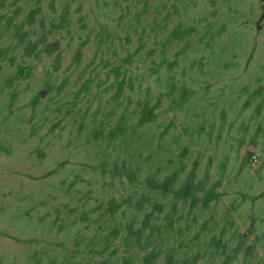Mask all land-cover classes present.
Listing matches in <instances>:
<instances>
[{
	"label": "rangeland",
	"instance_id": "obj_1",
	"mask_svg": "<svg viewBox=\"0 0 264 264\" xmlns=\"http://www.w3.org/2000/svg\"><path fill=\"white\" fill-rule=\"evenodd\" d=\"M263 12L0 0V264H264Z\"/></svg>",
	"mask_w": 264,
	"mask_h": 264
},
{
	"label": "built area",
	"instance_id": "obj_2",
	"mask_svg": "<svg viewBox=\"0 0 264 264\" xmlns=\"http://www.w3.org/2000/svg\"><path fill=\"white\" fill-rule=\"evenodd\" d=\"M253 160H254V166H257V160H256V158L255 157H253Z\"/></svg>",
	"mask_w": 264,
	"mask_h": 264
},
{
	"label": "trees",
	"instance_id": "obj_3",
	"mask_svg": "<svg viewBox=\"0 0 264 264\" xmlns=\"http://www.w3.org/2000/svg\"><path fill=\"white\" fill-rule=\"evenodd\" d=\"M261 20H262V21L264 20V12H263V14H262V18H261Z\"/></svg>",
	"mask_w": 264,
	"mask_h": 264
},
{
	"label": "water",
	"instance_id": "obj_4",
	"mask_svg": "<svg viewBox=\"0 0 264 264\" xmlns=\"http://www.w3.org/2000/svg\"><path fill=\"white\" fill-rule=\"evenodd\" d=\"M42 95H44V93Z\"/></svg>",
	"mask_w": 264,
	"mask_h": 264
}]
</instances>
